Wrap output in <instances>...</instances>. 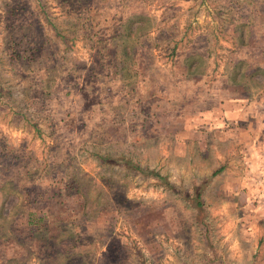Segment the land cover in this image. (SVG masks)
Masks as SVG:
<instances>
[{
  "label": "rangeland",
  "instance_id": "374dc122",
  "mask_svg": "<svg viewBox=\"0 0 264 264\" xmlns=\"http://www.w3.org/2000/svg\"><path fill=\"white\" fill-rule=\"evenodd\" d=\"M0 80V264H264V0H0Z\"/></svg>",
  "mask_w": 264,
  "mask_h": 264
},
{
  "label": "trees",
  "instance_id": "16d2710c",
  "mask_svg": "<svg viewBox=\"0 0 264 264\" xmlns=\"http://www.w3.org/2000/svg\"><path fill=\"white\" fill-rule=\"evenodd\" d=\"M40 2V0H38ZM53 24V27H54V23ZM135 24V28H133V25ZM153 22H152V19L150 18L149 15L147 14H134V15H129L127 17V19L125 20V27L127 28V34L125 36L128 37V38H138L140 35L146 33L147 31L149 32V30L151 29V26H152ZM125 28V30H126ZM135 40V39H134ZM171 40V39H170ZM173 40V38H172ZM180 40V39H179ZM177 43L178 41H175L171 51L172 53L175 52L176 50V47H177ZM204 55L200 54V53H192V54H187L186 55V60L184 61V65L189 68L191 66V63L192 60H196V61H205V57H203ZM240 62L242 61H237L234 65H233V70H234V73L232 72V77H228L230 78V81L229 84L231 85V87H233V85H235L236 83L239 82V80H234L235 79V69H238L239 66H240ZM122 63H123V66L120 67V70L122 69L123 73L124 71L126 70V61H125V58H122ZM241 87H243V85H240ZM7 86L4 85L1 80H0V99L2 100H6V97L4 98V96H2L4 94V92L7 90ZM2 100V101H3ZM1 101V102H2ZM21 113V112H20ZM21 115L27 119V116L23 113H21ZM97 156V158H99V160L101 162H115L116 164L120 165L119 162L117 163L115 161V159L112 157V155L110 154H104V155H101V154H95ZM123 159H125V162L126 164H130V160L129 159H126L123 157ZM133 167H137L136 165H132ZM222 170V167L216 169L215 171H213V174H218L220 171ZM151 175L155 176L160 182L164 183V184H169L168 181H166L165 177L161 174H159L158 172H154V173H151ZM195 200H196V205L201 207L202 206V202L200 200V192L197 191L196 193V196H195Z\"/></svg>",
  "mask_w": 264,
  "mask_h": 264
},
{
  "label": "crops",
  "instance_id": "0c3cea01",
  "mask_svg": "<svg viewBox=\"0 0 264 264\" xmlns=\"http://www.w3.org/2000/svg\"><path fill=\"white\" fill-rule=\"evenodd\" d=\"M185 69H187L186 66H185ZM219 84H220V83H216V84H214L213 87H214V88H218V87H219V86H218ZM214 88H212V90H213ZM212 90H211V91H212ZM215 94H216V93H215ZM225 96H226V97H225V98H226V99H225L226 101H228V100H234V102H235L234 105H237V103H236L237 101H236V100H240L239 97L231 96V94H227V93H226ZM238 104H240V103L238 102ZM212 108H213V107H211V108H210L209 110H207V111H211ZM243 109H244V108H243Z\"/></svg>",
  "mask_w": 264,
  "mask_h": 264
}]
</instances>
